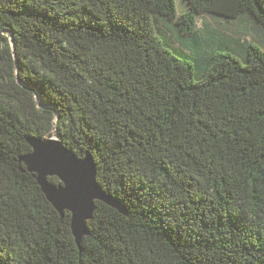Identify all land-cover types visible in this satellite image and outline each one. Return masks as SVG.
<instances>
[{"label":"trees","instance_id":"1","mask_svg":"<svg viewBox=\"0 0 264 264\" xmlns=\"http://www.w3.org/2000/svg\"><path fill=\"white\" fill-rule=\"evenodd\" d=\"M177 1L0 0V264H264V41L197 27L264 0ZM54 125L125 207L79 247L23 159Z\"/></svg>","mask_w":264,"mask_h":264},{"label":"water","instance_id":"2","mask_svg":"<svg viewBox=\"0 0 264 264\" xmlns=\"http://www.w3.org/2000/svg\"><path fill=\"white\" fill-rule=\"evenodd\" d=\"M27 142L32 151L23 158L24 163L36 174L41 190L60 215L70 212V229L78 247L88 233L87 221L92 217L96 200L125 212V207L97 183L96 165L90 153L77 157L53 137H29ZM48 177H56L59 183L49 182Z\"/></svg>","mask_w":264,"mask_h":264},{"label":"rangeland","instance_id":"3","mask_svg":"<svg viewBox=\"0 0 264 264\" xmlns=\"http://www.w3.org/2000/svg\"><path fill=\"white\" fill-rule=\"evenodd\" d=\"M177 7H178V13H181L185 10V3L183 0H178L177 1ZM245 23V24H244ZM158 26H159V29L161 30V34L163 36L165 35H168V34H171L172 36L169 37V41L171 44H175L173 39L174 38V35H175V32H174V28L166 23L164 20L162 19H159L158 22H157ZM207 24L210 28L220 32V33H223V34H227V35H232V34H240L238 33L239 29H237V27L240 25V23H237V22H227L226 20L220 18V17H217V16H213V15H209V14H206V15H200L197 19V27L201 28L203 25ZM247 32L241 34L240 38H243V39H246V40H252V42H255V41H261L264 39V26L262 25H255L253 23H247L246 21L243 22ZM263 28V29H262ZM237 36V35H236ZM166 37V36H165ZM210 44L207 43V48L205 51H203V53L209 55V53L211 52V48L210 46L208 45ZM256 44L260 45L258 42H256ZM198 68H196V71H195V78L198 77ZM49 137H53V138H58L56 136V129H55V125H54V129L52 131V136H46V138H49ZM59 139V138H58Z\"/></svg>","mask_w":264,"mask_h":264},{"label":"crops","instance_id":"4","mask_svg":"<svg viewBox=\"0 0 264 264\" xmlns=\"http://www.w3.org/2000/svg\"><path fill=\"white\" fill-rule=\"evenodd\" d=\"M247 22V23H252V21H251V19L249 18V17H243L242 19H239V21H234V22H237V23H240V25L237 27V29H239L238 31V33H240V34H232V35H227V34H223V33H220V32H218V31H216V30H214V29H212L213 31H215L217 34H219V35H221L222 37H221V39L220 40H226V41H228V40H230L231 38H224V36L226 35V36H228V37H235V38H240L241 36V34H243V33H245V32H247V30H246V28H245V26H244V24H243V22ZM233 22V21H232ZM205 29V28H204ZM213 33V32H212ZM216 33H213V36H211L210 37V40H212V41H214V40H216V39H218V36L216 35ZM237 35V36H236ZM220 38V37H219ZM240 40L242 41L243 40V38H240ZM244 40H246V39H244ZM246 41H251L252 42V40H246ZM264 41V39L263 40H261V41H258V42H263ZM229 42V41H228ZM256 42V41H255Z\"/></svg>","mask_w":264,"mask_h":264}]
</instances>
